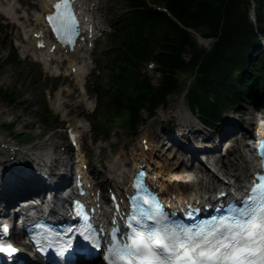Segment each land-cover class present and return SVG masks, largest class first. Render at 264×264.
<instances>
[{
  "label": "trees",
  "instance_id": "16d2710c",
  "mask_svg": "<svg viewBox=\"0 0 264 264\" xmlns=\"http://www.w3.org/2000/svg\"><path fill=\"white\" fill-rule=\"evenodd\" d=\"M128 1L130 10L108 92L113 104L125 109L116 117H125L131 129L140 122L142 109L151 119L169 95L182 93L186 87L182 74L195 76L187 93L190 107L213 128L225 110L235 108L245 98L258 103L264 59L257 64L251 61L260 34L249 14L254 4L256 17L260 12L264 15V0H152L164 6L177 22L164 12L149 9L143 0ZM189 28L214 38L211 48L199 45ZM149 57L162 74L157 87L139 74ZM251 88L254 93H250ZM0 93L16 99L13 92L3 88Z\"/></svg>",
  "mask_w": 264,
  "mask_h": 264
},
{
  "label": "rangeland",
  "instance_id": "374dc122",
  "mask_svg": "<svg viewBox=\"0 0 264 264\" xmlns=\"http://www.w3.org/2000/svg\"><path fill=\"white\" fill-rule=\"evenodd\" d=\"M23 4L27 6L26 2ZM101 5L102 12L107 15L108 22L112 24V29L115 31L116 22L120 20L127 6V2L125 0H101ZM0 18H2V25L0 26V88L5 86L6 88L15 89L18 94L17 98L11 102L10 99L0 93V135L5 139L17 142L21 146L44 144L49 139H51L50 141L67 142V135L64 129L69 127L73 122L84 119L89 123V128L83 133L81 148L87 151L88 159L92 165L89 169V174L93 172L91 177H93L95 182L103 186L105 185V188H109L113 185V181L109 179V172L104 174V170H108V166L113 163L114 157L119 152L123 153L124 160L130 166L132 164L133 154L138 151L141 136L147 131L151 134V140L156 143L160 142L161 144L169 142L172 134H175L171 129L179 125L180 120L177 118L174 110L181 100H184L188 107L187 100L184 97L185 93L181 97H178L179 94L177 96L175 95L173 99L167 102L165 108L159 110L158 114L150 120L147 119L146 111L142 110V122L138 124L135 130L120 127L115 123L113 125V131L109 135L110 138L108 139L103 138L104 135H101L95 130L96 121L104 120L105 111L109 108V96L105 91L111 85L107 77L112 74L111 67L114 64L111 50H109L114 45V42L111 41L109 35L101 38L97 43V49H95L97 68L102 72L104 71L106 79L103 82V75L98 72L99 69H95L85 79L84 89L78 87V91L75 90L76 97L78 93H82V96L84 93L90 103L95 105L99 102V108L95 112H91L90 107L85 108L81 106L65 119V116L55 110L52 100L55 98L58 89L68 83H64L63 79H57L50 70H46L39 61L35 60L37 58H22V51L17 49L12 42V39L17 35L14 22L3 15H0ZM251 18H253V15ZM258 20L260 21L258 25L259 30L264 29L263 12H260ZM12 26L13 29L11 28ZM158 31H162V29L160 28ZM187 51L189 52L190 50L187 49ZM256 51L257 54L252 59L254 62L264 57L263 46L257 48ZM145 66L146 64L142 66L141 72L143 73L145 72ZM146 70L149 72L151 82L157 85L159 75L153 74L149 69ZM188 78H192V76ZM191 81L193 82L194 79L192 78ZM72 89H74L73 85ZM184 90L182 89L181 92ZM44 97H48L47 107L43 105ZM76 97H73L71 101L75 102L77 100ZM248 107L250 106L246 105V108ZM45 110L52 112L53 117L51 120L45 116ZM192 115L195 118L193 125L199 126L197 115ZM229 116L230 114L227 113L224 118V120H227L225 123H221V127L226 126L229 120H231ZM246 118H250L248 113L245 114L244 119L246 120ZM14 119H16V123L11 128L4 125L5 122ZM90 124L92 125L90 126ZM242 126L247 127V122L243 121L239 123L238 127L242 128ZM21 131H24V133L20 134L19 132ZM54 132H61L62 134L58 137H51ZM237 145L238 152L231 157L232 159H240L242 146L240 143H237ZM61 154L64 157L67 156L66 151H62ZM168 155L174 162L179 160L180 152L175 149Z\"/></svg>",
  "mask_w": 264,
  "mask_h": 264
},
{
  "label": "bare ground",
  "instance_id": "6f19581e",
  "mask_svg": "<svg viewBox=\"0 0 264 264\" xmlns=\"http://www.w3.org/2000/svg\"><path fill=\"white\" fill-rule=\"evenodd\" d=\"M99 1L100 0L78 1L80 11L83 14V19L88 18L90 12L94 11L93 14L96 15L97 18L96 22H99L100 17L98 12L99 8L101 7L100 5H98V10L96 11L97 3ZM22 4L23 3L20 0H0V13L8 16L13 22L17 23L23 30L25 36L27 37L28 42L26 44L23 42L20 45L23 55L26 56L28 55V52H31L33 56L40 58L44 62V60H48V58L52 57L53 55L50 54V52L48 51H40L39 53H37L34 48L36 40L33 38V35L35 33H38L39 31H44V18L42 14L47 11V2H41L35 5L34 11H29V9L24 8ZM93 4H95L96 6L94 7ZM31 41L34 43H31ZM85 52L86 49H81L79 56L75 55L72 56V58H68L69 71L73 66L76 67V64L79 63V60H81V63L83 60H85V58L87 59V53ZM56 62L57 63H53L50 66L49 63L45 61V68L51 69L54 74H58L57 71H59L61 68L60 65L63 63V58L61 56H58L56 58ZM88 66V62L86 66H82L81 64L78 65L76 67L78 73L74 75V78L79 82L84 80L86 77V69ZM69 71L66 70V75H69V73L71 72ZM72 97H76L75 88L69 89L67 85L66 88L59 90V92H57L56 94L54 102L55 109L64 115L66 113L72 114L73 111H76L78 110V108L83 106V103L89 105V102L85 100V96H82V94L78 93V96L76 97L77 102L70 101L69 98L71 99ZM174 112L176 113L177 118L180 120L181 123H183L184 126H188L189 124H192L194 122L195 118L188 110L184 100L180 101V103L175 108ZM251 120H255V116H252ZM71 127H73V129L79 135L80 142L81 132L86 129L87 123L85 121L78 120L76 124H71ZM60 134V132H56L53 135L57 136ZM143 139L147 140V145L149 146V149L147 151H145L143 148ZM46 146H48V148H53L55 146L58 149H62L63 147H66V143L51 142L47 143L46 145L20 146L19 144L9 142L0 135V173H2L0 179L6 180L8 188L7 191H5V196L11 199H15L17 201L18 198L22 197L24 190H26L27 188H35L37 184L34 179V175H36L37 171L44 173H49V169L50 171H52L51 167L46 168L47 163L53 164L52 162H62V165L65 164L68 167L71 165V159L61 161V158H56L53 161L51 156L49 155V152H46V150L44 149ZM159 151L163 153V147L161 146L160 142L156 143L151 140L150 132L147 131L141 137L138 152L135 155L133 154V168H136L139 163H144L150 166L151 169L154 170V173L157 176L161 177L162 181L165 183L164 187L166 188L167 194H179L182 191H202L208 194L214 191L215 186L213 185L215 184V182L221 181L222 183V180L218 177V175L220 176L223 173L226 174V178L228 179L232 176H235L236 183L242 184L254 167L253 158L251 156H248L246 153L241 156V159L231 158L238 151L236 144H232L230 145L226 155L220 157L214 164H210V166L214 167L215 169H218L215 170V173L208 175V185H204V175H206V172L202 170L201 173H199L197 176V181L199 182L197 186L193 185L195 181H191V183H189V187L183 188V182L186 181L185 173H187L185 169L188 168V165L186 163H181L179 164V166H177L178 162H173L170 156H166L165 158H163L161 153L157 154ZM12 155H14V158L11 160ZM121 156L122 153L120 154V157ZM184 161L185 159H183L182 162ZM43 163L46 164L42 165ZM111 173L112 180L114 181V183L120 181L125 182L128 177H132V173L127 170L125 165L119 159H115V162L111 168ZM18 180L22 183L21 186L14 189L11 188L14 181ZM123 187H125V183Z\"/></svg>",
  "mask_w": 264,
  "mask_h": 264
},
{
  "label": "snow or ice",
  "instance_id": "6c2138e0",
  "mask_svg": "<svg viewBox=\"0 0 264 264\" xmlns=\"http://www.w3.org/2000/svg\"><path fill=\"white\" fill-rule=\"evenodd\" d=\"M55 8L56 12L48 19L57 35L68 42L69 33L75 32L78 24L71 0H60ZM259 181L238 202L233 216L222 218L211 228L195 232L191 228H178L162 211L166 227L147 223L157 219L152 212L133 217L138 227L132 230L110 264L122 260H127V264H264V175H259ZM145 199L160 209L158 198ZM84 239L99 247L91 236L85 235ZM66 248H71V243L60 248L61 255ZM9 249L16 251L11 246Z\"/></svg>",
  "mask_w": 264,
  "mask_h": 264
}]
</instances>
